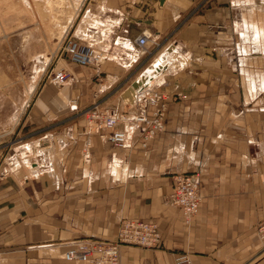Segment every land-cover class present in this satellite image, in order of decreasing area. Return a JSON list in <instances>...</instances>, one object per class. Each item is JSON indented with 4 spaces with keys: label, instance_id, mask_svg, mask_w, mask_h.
<instances>
[{
    "label": "crops",
    "instance_id": "crops-1",
    "mask_svg": "<svg viewBox=\"0 0 264 264\" xmlns=\"http://www.w3.org/2000/svg\"><path fill=\"white\" fill-rule=\"evenodd\" d=\"M82 19L76 36L106 59L96 68L70 62L62 96L51 82L26 120L42 129L0 150V264H83L65 259L67 247L112 240L125 218L156 221L163 242L123 246L121 264H178L180 256L264 264V0H90ZM143 30L162 43L153 57L134 41ZM162 56L127 101L130 83ZM151 90L167 109L165 130L146 148L144 127L93 128L89 113L51 125L65 107L96 100L133 116L140 98L152 117ZM116 130L127 132L125 147L109 140ZM178 172L200 173L202 204L190 222L169 200Z\"/></svg>",
    "mask_w": 264,
    "mask_h": 264
},
{
    "label": "rangeland",
    "instance_id": "rangeland-1",
    "mask_svg": "<svg viewBox=\"0 0 264 264\" xmlns=\"http://www.w3.org/2000/svg\"><path fill=\"white\" fill-rule=\"evenodd\" d=\"M89 1L0 0V150L10 152L14 149L12 142L20 138L21 134L42 129L43 125L36 128L26 120L31 112L36 110V106H41L40 98L49 86L52 88L51 82L55 83L52 80L54 73L58 69L72 73L69 67L73 61L68 58L66 48L70 39L84 42L76 33L79 32L80 26H83L82 18ZM88 66L96 68L99 65ZM63 84L57 85L59 89H55L56 95L58 92L62 94L60 88ZM115 93L118 92L114 91L108 95ZM63 99L67 104L69 98ZM98 102L99 111L109 108L99 100L85 110H71L65 107L66 115L52 121V127L69 121L72 112L87 114L89 108ZM88 119L90 123L97 124L93 123L91 127L98 128L100 120ZM160 133L157 132L148 143ZM259 242L261 243L260 240ZM261 245L264 247L263 243Z\"/></svg>",
    "mask_w": 264,
    "mask_h": 264
},
{
    "label": "built area",
    "instance_id": "built-area-1",
    "mask_svg": "<svg viewBox=\"0 0 264 264\" xmlns=\"http://www.w3.org/2000/svg\"><path fill=\"white\" fill-rule=\"evenodd\" d=\"M134 41L142 49V54L153 57L159 48L162 47L161 41L153 38L152 34H147L143 30L137 35ZM66 54L69 59L80 66L95 65L98 66L105 60V52L97 46L83 42L81 40L70 39L66 48ZM53 81L57 84H62L68 81L72 73L65 69H58L54 73ZM181 98H186L185 95L178 93ZM164 94L157 91H149L147 100L152 106V117L144 114L146 101L138 98L136 106L140 110L135 116L127 115L126 111L114 113L111 109L99 111L100 103H95L89 108V117L92 120H100V127L113 128L120 123L126 127H144L142 144L144 148L148 146V140L164 129L165 111L167 104L163 102ZM98 123V122H97ZM127 132L116 130L109 137L113 145L125 147L127 144ZM22 141V138L19 139ZM174 190L169 196L170 202L175 206H179L182 216L186 222L192 221V218L197 214L202 204V187L200 186V173L198 172H178L173 177ZM258 237L264 245V220L257 226ZM114 239H78L72 242L65 252V259L72 263L83 264H121V251L123 246H140L144 248H157L162 245L163 233L160 231L156 221L140 220L136 218L122 219ZM178 264H193L185 256L178 257Z\"/></svg>",
    "mask_w": 264,
    "mask_h": 264
},
{
    "label": "bare ground",
    "instance_id": "bare-ground-1",
    "mask_svg": "<svg viewBox=\"0 0 264 264\" xmlns=\"http://www.w3.org/2000/svg\"><path fill=\"white\" fill-rule=\"evenodd\" d=\"M147 31V34H149L150 32L148 31V30H146ZM98 48V47H97ZM99 49V48H98ZM167 53V52H166ZM165 59H164V57L162 56V57H159L156 61H154V63L153 64H151V65H149V66H147L146 68H145V70L140 74V76L136 79V81L137 82H140V80L141 81H143L144 80V76H147L146 77V80L144 81V83H146V81H147V78L149 79L150 77H155V75L154 74H156L157 72H154V69H157L156 67L159 65V64H163L162 63V61H164ZM159 71V70H158ZM53 80V79H52ZM151 80V79H150ZM154 79H152L151 81H150V83H152V81H153ZM135 81V80H134ZM54 82V81H53ZM67 82V81H66ZM66 82H64V83H66ZM142 83V82H141ZM144 83L142 84V85H144ZM58 84V83H57ZM63 84V83H62ZM131 84H132V82L130 83V85H129V87L131 86ZM148 85H150V84H148ZM129 87H127V88H129ZM145 88H147V87H145ZM144 88V89H145ZM140 89H141V87L139 86V87H136V88H134L133 90H132V96L133 95H135L136 97H137V95H138V92L140 91ZM136 97H135V101H134V104L132 103V105H136V103H137V101H136ZM133 98H134V96H133Z\"/></svg>",
    "mask_w": 264,
    "mask_h": 264
},
{
    "label": "water",
    "instance_id": "water-1",
    "mask_svg": "<svg viewBox=\"0 0 264 264\" xmlns=\"http://www.w3.org/2000/svg\"><path fill=\"white\" fill-rule=\"evenodd\" d=\"M164 1L165 0H160V2L163 4L164 3ZM160 67H162V65H159V69H160ZM157 68V69H158ZM139 85H140V87H142L141 86V82H137V81H134V82H132V84H131V86L129 87V88H127L125 91H124V93H123V95H124V97H125V99L127 100V101H133V96H132V90L134 89V88H136V87H139Z\"/></svg>",
    "mask_w": 264,
    "mask_h": 264
}]
</instances>
